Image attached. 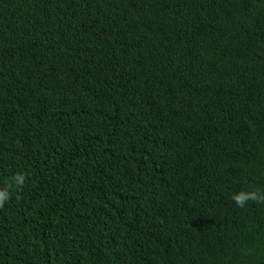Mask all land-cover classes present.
Returning <instances> with one entry per match:
<instances>
[{
    "label": "trees",
    "instance_id": "obj_1",
    "mask_svg": "<svg viewBox=\"0 0 264 264\" xmlns=\"http://www.w3.org/2000/svg\"><path fill=\"white\" fill-rule=\"evenodd\" d=\"M15 174L0 264H264V0H0Z\"/></svg>",
    "mask_w": 264,
    "mask_h": 264
},
{
    "label": "clouds",
    "instance_id": "obj_2",
    "mask_svg": "<svg viewBox=\"0 0 264 264\" xmlns=\"http://www.w3.org/2000/svg\"><path fill=\"white\" fill-rule=\"evenodd\" d=\"M25 184L24 174H15L9 185L0 188V208H3L5 203L11 198L10 188L15 187L17 191L22 190ZM231 199L238 208H244L249 201L264 203V192L255 191H239L231 195Z\"/></svg>",
    "mask_w": 264,
    "mask_h": 264
},
{
    "label": "bare ground",
    "instance_id": "obj_3",
    "mask_svg": "<svg viewBox=\"0 0 264 264\" xmlns=\"http://www.w3.org/2000/svg\"><path fill=\"white\" fill-rule=\"evenodd\" d=\"M147 51H149V50H147ZM143 52H144V51H143ZM153 52H154V51H153ZM146 55H147V54H146ZM172 55H173V54H172ZM148 56H149V55H148ZM151 56H153V55H151ZM155 57H156V55H155ZM147 58H148V57H147ZM147 58H146V59H147ZM150 58H151V57H150ZM150 58H149V59H150ZM151 59H152V58H151ZM153 60H154V59H153ZM177 61H178V60H177Z\"/></svg>",
    "mask_w": 264,
    "mask_h": 264
}]
</instances>
